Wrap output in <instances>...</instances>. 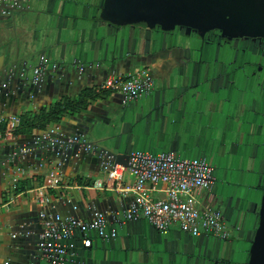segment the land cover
Listing matches in <instances>:
<instances>
[{
  "label": "crops",
  "instance_id": "0c3cea01",
  "mask_svg": "<svg viewBox=\"0 0 264 264\" xmlns=\"http://www.w3.org/2000/svg\"><path fill=\"white\" fill-rule=\"evenodd\" d=\"M101 1L30 0L18 16L0 18V115L19 119L62 99L76 98L87 89L108 93L55 126L59 139L83 137L95 154L85 153L78 145H35L45 131L0 139V264H44L37 248L43 229L41 213L86 223L101 213L108 230L116 232L117 238L109 242L91 234L89 248L78 240L74 264H244L264 179V88L252 82L248 73L236 72L227 53L191 54L189 60L167 66L172 38L157 32L124 33L132 40L157 41L160 54L155 57L154 50H147L148 54L118 63L112 70L109 64H93V54L79 58L72 68V58L59 49L34 44V39L46 34V17L56 15L60 7L64 24L78 26L89 4L87 24L97 26L95 5ZM92 49L93 45H86L87 51ZM41 57L45 76L34 85L32 71ZM79 66L84 67L82 73ZM143 69L153 78L150 95L123 105L120 96L99 91L109 77ZM21 72L24 79L19 77ZM133 151L205 160L214 170L213 185L198 193V206L222 213L231 229L229 240L208 235L192 238L177 225L162 234L142 217L125 221L135 195L114 189L97 153L111 155V164L123 166ZM52 172L61 177V187L43 190L50 202L41 205L35 191ZM133 183L126 173L123 187ZM215 194H224L223 204ZM148 195L165 199L163 193L148 191Z\"/></svg>",
  "mask_w": 264,
  "mask_h": 264
},
{
  "label": "built area",
  "instance_id": "2783aa9c",
  "mask_svg": "<svg viewBox=\"0 0 264 264\" xmlns=\"http://www.w3.org/2000/svg\"><path fill=\"white\" fill-rule=\"evenodd\" d=\"M30 0H0V7L19 8ZM2 16L6 13L0 9ZM32 71V81L38 84L45 75L43 64ZM79 71L82 73L84 67ZM5 87V86H4ZM154 88L153 78L147 69L122 77H109L99 88L121 97L126 105L150 95ZM19 125L17 117L0 115V126H4L2 139H14ZM58 129L51 127L35 139V145L45 143L51 148L56 146L71 147L78 145L85 153H94L95 149L83 137H69L59 139ZM27 150L22 151L26 153ZM102 170L119 193L133 192V204L124 214L125 221L131 222L142 217L152 228L162 234H167L172 226L192 238L208 235L218 241H227L231 229L224 216L218 210L210 207L198 206V193L208 191L213 185V168L203 159H181L172 153H149L133 151L127 167L111 164L105 153ZM128 173L134 183L124 188L122 183ZM61 187V177L52 172L43 180V185L35 191L41 205H47L50 199L43 190H55ZM163 188V189H162ZM163 193L165 199H152L148 195ZM75 209V208H74ZM39 218L43 229L39 237L37 248L44 258V264H74L77 242L84 248L91 246V234L103 241L117 238L115 231L108 230L105 216L96 213L90 222H83L73 217L61 218L59 215L48 216L41 213Z\"/></svg>",
  "mask_w": 264,
  "mask_h": 264
},
{
  "label": "water",
  "instance_id": "95a60500",
  "mask_svg": "<svg viewBox=\"0 0 264 264\" xmlns=\"http://www.w3.org/2000/svg\"><path fill=\"white\" fill-rule=\"evenodd\" d=\"M89 6L86 4L88 12L81 17L78 26L64 24L62 7L56 10V15H48L43 22L46 34L34 39V44L50 51L59 49L60 54L66 55L68 59L72 58V68L79 58L93 54V64H109V69L112 70L118 63L126 64L130 58L148 54L147 50H154L155 57L160 54L159 44L155 40H132L130 35L122 36L133 30L171 36V55L166 63L170 67L178 61L189 60L191 54L197 53L200 57L209 54L197 50L191 44H184L176 35L178 30H185L186 37H189L191 32L200 38L218 32L228 40L264 39V0H102L101 4L95 5L97 26L87 24L91 10ZM0 9L6 13V17H13L23 11V6H1ZM86 45H93V49L87 51ZM184 53L186 57L182 56ZM24 64L26 65V62ZM79 68L80 66L78 71ZM19 77L24 79L25 73L21 72ZM95 153L96 151L92 154ZM97 155L102 166L103 158L100 153ZM109 156L106 154L107 158H111ZM116 159L115 163L119 162L117 157ZM126 159L123 167H127L128 155ZM260 191L261 198L256 207L257 225L246 251L244 264H264V179ZM214 196L216 200L220 198V204H223L224 194Z\"/></svg>",
  "mask_w": 264,
  "mask_h": 264
},
{
  "label": "flooded vegetation",
  "instance_id": "af4514ba",
  "mask_svg": "<svg viewBox=\"0 0 264 264\" xmlns=\"http://www.w3.org/2000/svg\"><path fill=\"white\" fill-rule=\"evenodd\" d=\"M176 35L184 39V44H191L199 51L217 55L229 54L236 72L248 73L252 82H258V85L264 88V39L228 40L218 32L207 34L202 38L191 32L189 37H186L185 30H178Z\"/></svg>",
  "mask_w": 264,
  "mask_h": 264
},
{
  "label": "trees",
  "instance_id": "16d2710c",
  "mask_svg": "<svg viewBox=\"0 0 264 264\" xmlns=\"http://www.w3.org/2000/svg\"><path fill=\"white\" fill-rule=\"evenodd\" d=\"M106 92H97L94 89H87L73 99H62L51 105L48 109H42L35 114H22L19 117V125L15 136L29 135L34 131H46L62 122V119L75 114H80L97 99L104 97ZM4 126H0V139L4 135Z\"/></svg>",
  "mask_w": 264,
  "mask_h": 264
},
{
  "label": "rangeland",
  "instance_id": "374dc122",
  "mask_svg": "<svg viewBox=\"0 0 264 264\" xmlns=\"http://www.w3.org/2000/svg\"><path fill=\"white\" fill-rule=\"evenodd\" d=\"M246 248H248V249H249V244H248V245H246ZM248 249H247V250H248ZM244 255H245V256H243V258H242V260H243V261H245V258H246V253H245ZM240 260H241V259H240Z\"/></svg>",
  "mask_w": 264,
  "mask_h": 264
}]
</instances>
